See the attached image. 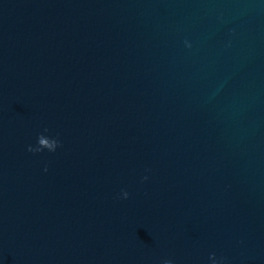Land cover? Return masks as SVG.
Listing matches in <instances>:
<instances>
[{"label":"water","instance_id":"95a60500","mask_svg":"<svg viewBox=\"0 0 264 264\" xmlns=\"http://www.w3.org/2000/svg\"><path fill=\"white\" fill-rule=\"evenodd\" d=\"M165 260L264 264V0H0V264Z\"/></svg>","mask_w":264,"mask_h":264},{"label":"clouds","instance_id":"9594fccd","mask_svg":"<svg viewBox=\"0 0 264 264\" xmlns=\"http://www.w3.org/2000/svg\"><path fill=\"white\" fill-rule=\"evenodd\" d=\"M190 46V45H189ZM45 131H47V129L45 130ZM38 143L40 144V145H42L43 147H32V146H29V151L30 152H41V151H43L44 150V148H48L50 151H52V152H55L56 151V149L60 146V142L57 140V139H53V140H51V142L49 141V140H47V139H44V137H43V135L41 134L40 136H39V138H38ZM45 171H47V169H45ZM145 179H147V177H145ZM128 195H129V193L128 192H124V197L125 198H128ZM215 255L213 254V257H214ZM164 264H170V262L169 261H167V260H165L164 261Z\"/></svg>","mask_w":264,"mask_h":264}]
</instances>
